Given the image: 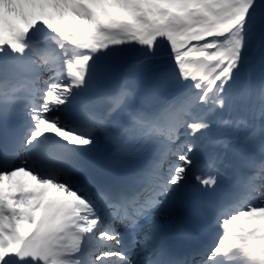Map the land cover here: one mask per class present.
<instances>
[{
	"label": "snow or ice",
	"instance_id": "1",
	"mask_svg": "<svg viewBox=\"0 0 264 264\" xmlns=\"http://www.w3.org/2000/svg\"><path fill=\"white\" fill-rule=\"evenodd\" d=\"M0 264H264V0H0Z\"/></svg>",
	"mask_w": 264,
	"mask_h": 264
}]
</instances>
